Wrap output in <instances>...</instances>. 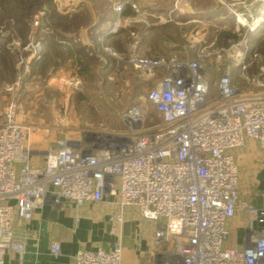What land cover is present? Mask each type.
Returning a JSON list of instances; mask_svg holds the SVG:
<instances>
[{"label":"built area","instance_id":"1","mask_svg":"<svg viewBox=\"0 0 264 264\" xmlns=\"http://www.w3.org/2000/svg\"><path fill=\"white\" fill-rule=\"evenodd\" d=\"M249 6L238 0L230 12L252 33L263 17ZM127 7L149 26V15L134 0H120L114 11L121 16ZM243 45V40L233 42L215 59L229 60L249 84ZM126 61L152 80L146 100L156 121H146L141 107H132L121 115L118 130L33 148L30 127L18 120L16 104L6 105L0 115V264L6 253L25 251L15 240L17 221H31L45 206L60 210L105 198L117 206L108 219L116 242L108 251H78L73 264H121L124 208L157 225L155 240L167 246L165 264H264V205L239 201L235 157L246 142L264 151V81L241 91L227 66L212 94L196 59L134 55ZM259 193L264 199V188ZM237 213L248 216L244 244L227 248V222ZM60 253V244L51 242L49 254Z\"/></svg>","mask_w":264,"mask_h":264},{"label":"rangeland","instance_id":"2","mask_svg":"<svg viewBox=\"0 0 264 264\" xmlns=\"http://www.w3.org/2000/svg\"><path fill=\"white\" fill-rule=\"evenodd\" d=\"M15 1L17 0H0V115L8 103L14 102L18 120L30 127L29 140L33 148H46L55 140L63 138L79 139L86 132L118 130L122 128L121 115L132 107H141L146 114V121L157 120L146 100V95L152 88V80L126 61L134 55L125 59L117 56L105 45V39L101 36L93 39L88 34L87 40L92 46L99 44L100 56L110 55L105 62L97 60L95 50H88L83 62L73 61L72 64L58 66L53 57L43 60L42 41L46 27H50L53 32L59 25L70 26L69 23L60 24L54 19L49 20L48 16H53V12L64 5L71 4L69 0H39L43 2L42 6L30 15L23 9H17ZM236 1L238 0H221L223 4L217 2L213 11L220 15L214 16L216 19L206 18L200 29L197 30V26L191 24L182 46L178 44L177 52L157 50L154 51L157 56L153 53L137 56L148 59L198 60L206 69L212 94L216 91L217 80L223 70L231 66L236 88L241 91L251 89L250 85H255L256 80L264 81V8L258 5L253 8V2H257L247 0L251 13L256 17H263L257 30L249 33L246 27L238 26L230 12V5ZM119 2L120 0H102L96 4L101 11L106 12V16L110 12V19H115L111 32L117 35L126 27L125 39L130 45H135L138 37L130 27L139 23L137 15L132 13L126 18L117 16L114 8ZM134 3L137 6L135 1ZM192 3L195 10L201 13L213 8V3L208 0H193ZM223 13L226 14L220 17ZM73 23L74 33L79 32L78 27L85 24L78 19H74ZM236 27L239 28L238 32ZM216 31L227 32L235 35V38L222 39L216 35ZM173 32L176 33V30ZM239 40H243L242 49L247 57L249 55V84L242 79L238 67L232 66L229 60L215 59L218 50L227 49L231 43ZM194 41H198V45L193 44ZM113 45H118V41L114 40ZM37 48L40 50L38 55ZM177 53L183 57H178ZM235 157L239 201L247 202L249 194L246 192L255 191L258 184L255 179L262 178L264 151L255 143L246 142L242 149L235 152Z\"/></svg>","mask_w":264,"mask_h":264},{"label":"crops","instance_id":"3","mask_svg":"<svg viewBox=\"0 0 264 264\" xmlns=\"http://www.w3.org/2000/svg\"><path fill=\"white\" fill-rule=\"evenodd\" d=\"M69 1L71 4L64 5L58 11L54 10L53 16L48 18L60 24L69 23L70 26L59 25V28L53 32L50 27H46L47 31H43V60L53 57L58 66L65 63L72 64L73 61L83 62L82 59H86L88 50H95L97 60L100 59L102 62L109 58L110 55L100 56L99 44L92 46L88 43V34H91L93 39H98L100 36L104 38L105 45L123 59L130 55L148 56L149 53L157 56L158 54L154 52L157 50H176L177 52L178 44L182 46L189 26L191 24L197 26L198 30L206 18L216 19L217 14H220L213 11L216 8L215 4L217 2L223 4L221 0H208L213 3V8L201 13L193 7V0H134L138 8L149 15L150 24L145 26L139 22L130 27L135 30L138 37L137 44L130 45L125 39L124 31L127 30L124 28L126 27H123V33L121 30L117 35L111 32L115 19H110L111 13L109 12L106 16V12L98 7L96 3L102 0ZM259 6L264 8V5ZM131 14V10L125 8L122 17L126 18ZM225 14L223 13L220 17ZM230 17L234 19L233 16L230 15ZM74 19L85 23H82L83 25L78 27L80 31L75 33L72 31ZM175 30L176 33L173 32ZM114 40L118 41V45H113ZM198 43V41L193 42L195 45ZM176 55L183 57L179 53ZM261 176V180L255 179L258 183L255 191L246 192L249 194L247 200L254 206L264 205V199L258 195L264 188V169L261 171ZM116 211L117 206L110 198H105L98 204L68 206L60 210L45 206L36 211L31 221L15 223V240L23 243L25 251L21 255L14 252L6 253L4 264H73V256L78 251L99 249L108 251L116 242V238L109 234L108 219ZM122 214L125 223L120 238L121 264H165L167 246L163 241L155 240L154 233L158 229L157 225L142 220L133 208L122 209ZM247 218L246 214L237 213L227 222L229 231L225 243L227 248L243 246ZM54 241L61 246V253L57 258L49 254V245Z\"/></svg>","mask_w":264,"mask_h":264},{"label":"trees","instance_id":"4","mask_svg":"<svg viewBox=\"0 0 264 264\" xmlns=\"http://www.w3.org/2000/svg\"><path fill=\"white\" fill-rule=\"evenodd\" d=\"M42 4H43V2L39 1V0H17V1H15L16 8L17 9L20 8V9L25 10L27 15H30L37 8H40L42 6ZM257 5L259 6L258 3L253 2V8L256 7ZM131 13H132V11H131ZM216 35L219 37L221 36L222 39H227V38H231V37L235 38V35L233 36L227 32H217L216 31ZM253 54H255V53H253ZM248 57H249V55H248ZM202 67H203V65H202ZM206 74H207V72H206Z\"/></svg>","mask_w":264,"mask_h":264},{"label":"water","instance_id":"5","mask_svg":"<svg viewBox=\"0 0 264 264\" xmlns=\"http://www.w3.org/2000/svg\"><path fill=\"white\" fill-rule=\"evenodd\" d=\"M258 4L264 5V0H256Z\"/></svg>","mask_w":264,"mask_h":264}]
</instances>
